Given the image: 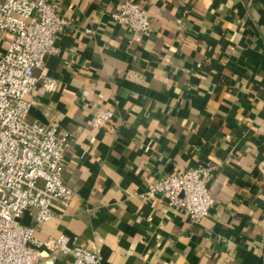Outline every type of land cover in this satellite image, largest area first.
<instances>
[{
	"label": "crops",
	"instance_id": "0c3cea01",
	"mask_svg": "<svg viewBox=\"0 0 264 264\" xmlns=\"http://www.w3.org/2000/svg\"><path fill=\"white\" fill-rule=\"evenodd\" d=\"M54 1L68 23L34 70L27 117L70 131L63 180L74 194L36 225V263H69L43 245L64 234L101 264H264V0H131L147 35L112 21L124 0ZM8 40L0 32V55ZM106 109L108 124L88 123ZM198 166L210 168L213 199L198 223L145 196Z\"/></svg>",
	"mask_w": 264,
	"mask_h": 264
},
{
	"label": "built area",
	"instance_id": "2783aa9c",
	"mask_svg": "<svg viewBox=\"0 0 264 264\" xmlns=\"http://www.w3.org/2000/svg\"><path fill=\"white\" fill-rule=\"evenodd\" d=\"M110 16L134 34L151 31L148 14L131 0H124ZM67 23L57 1L0 0V32L9 36L0 55V264H37L41 244L34 236L36 225L54 216V204L66 207L74 194L63 180L70 131L57 121L42 124L27 117L31 103L27 97L38 82L34 70L42 68L47 55L58 52L55 38ZM42 83L48 90L56 86L51 78ZM112 118L111 110H98L88 123L100 128ZM209 172L208 166L177 169L150 183L144 194L163 198L169 207L181 209L198 223L213 203ZM26 213L34 224L20 222ZM43 245L70 255L68 264H101L97 253L64 234Z\"/></svg>",
	"mask_w": 264,
	"mask_h": 264
}]
</instances>
